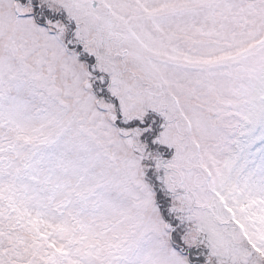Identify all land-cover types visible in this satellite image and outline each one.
<instances>
[{
  "label": "rangeland",
  "instance_id": "1",
  "mask_svg": "<svg viewBox=\"0 0 264 264\" xmlns=\"http://www.w3.org/2000/svg\"><path fill=\"white\" fill-rule=\"evenodd\" d=\"M0 264H264V0H0Z\"/></svg>",
  "mask_w": 264,
  "mask_h": 264
}]
</instances>
